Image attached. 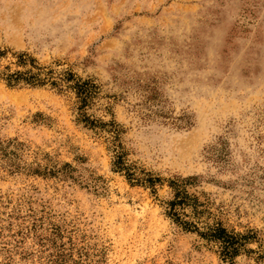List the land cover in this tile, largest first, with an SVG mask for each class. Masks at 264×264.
I'll return each mask as SVG.
<instances>
[{
	"label": "rangeland",
	"instance_id": "374dc122",
	"mask_svg": "<svg viewBox=\"0 0 264 264\" xmlns=\"http://www.w3.org/2000/svg\"><path fill=\"white\" fill-rule=\"evenodd\" d=\"M0 49L88 91L0 78V264H264V0H0Z\"/></svg>",
	"mask_w": 264,
	"mask_h": 264
},
{
	"label": "trees",
	"instance_id": "16d2710c",
	"mask_svg": "<svg viewBox=\"0 0 264 264\" xmlns=\"http://www.w3.org/2000/svg\"><path fill=\"white\" fill-rule=\"evenodd\" d=\"M9 55L10 59L8 60V63H1L2 59L8 57ZM28 63L31 64L32 68L25 70L19 69L20 67L28 65ZM13 66H16V69H13ZM0 78L4 79L9 85L15 87H21L24 85L34 87L49 84L62 91L73 90L77 94V97H79V101L82 103V105L78 108L81 114L84 107L83 104L86 103L85 100L88 96V91L83 85H80V83L74 79L71 73L68 72L57 76L53 70L46 71L40 67L36 68L33 62L29 59L28 54L11 52L8 49H0ZM115 165L117 169H123L124 165L119 156H117V162H115ZM133 176V173H129V178H135L137 179V182L140 180L150 182V184L153 182L152 179L145 180ZM172 186L176 193L173 200L165 203L166 213L172 217L175 222H178L187 228H191L192 223L185 220L179 210V208H182L180 206L186 202V196H184L181 190L183 183L179 179L177 182H172ZM204 235H206L209 239L219 242L220 254L224 259L234 257L239 251V247L241 245L239 238L229 233L220 225L212 227ZM51 262L53 264H65V257L62 254L54 255L51 258Z\"/></svg>",
	"mask_w": 264,
	"mask_h": 264
}]
</instances>
